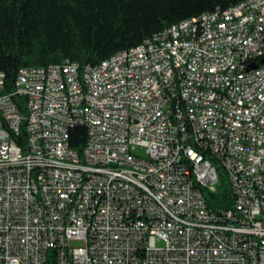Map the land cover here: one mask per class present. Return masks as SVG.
<instances>
[{
	"label": "built area",
	"instance_id": "1",
	"mask_svg": "<svg viewBox=\"0 0 264 264\" xmlns=\"http://www.w3.org/2000/svg\"><path fill=\"white\" fill-rule=\"evenodd\" d=\"M261 59L245 0L94 66L21 68L9 93L0 72V264H264ZM218 166L226 209L203 196Z\"/></svg>",
	"mask_w": 264,
	"mask_h": 264
},
{
	"label": "trees",
	"instance_id": "2",
	"mask_svg": "<svg viewBox=\"0 0 264 264\" xmlns=\"http://www.w3.org/2000/svg\"><path fill=\"white\" fill-rule=\"evenodd\" d=\"M245 0H0L1 93H9L19 69L76 62L94 66L180 21L224 10ZM21 112L25 99L13 98ZM24 138V131L22 132ZM84 127L70 130V147L80 152ZM214 193L204 192L213 209L232 206L224 170L217 167Z\"/></svg>",
	"mask_w": 264,
	"mask_h": 264
},
{
	"label": "water",
	"instance_id": "3",
	"mask_svg": "<svg viewBox=\"0 0 264 264\" xmlns=\"http://www.w3.org/2000/svg\"><path fill=\"white\" fill-rule=\"evenodd\" d=\"M260 63L264 64V59H261ZM255 68H257V65H251L250 66V69H255Z\"/></svg>",
	"mask_w": 264,
	"mask_h": 264
}]
</instances>
